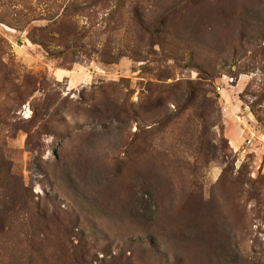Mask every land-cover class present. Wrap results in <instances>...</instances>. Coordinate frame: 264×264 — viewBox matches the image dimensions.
Listing matches in <instances>:
<instances>
[{
    "label": "rangeland",
    "instance_id": "rangeland-1",
    "mask_svg": "<svg viewBox=\"0 0 264 264\" xmlns=\"http://www.w3.org/2000/svg\"><path fill=\"white\" fill-rule=\"evenodd\" d=\"M81 261L264 264V0H0V264Z\"/></svg>",
    "mask_w": 264,
    "mask_h": 264
},
{
    "label": "trees",
    "instance_id": "trees-1",
    "mask_svg": "<svg viewBox=\"0 0 264 264\" xmlns=\"http://www.w3.org/2000/svg\"><path fill=\"white\" fill-rule=\"evenodd\" d=\"M38 31L44 34L43 40L39 41V45L41 46L45 45V43L49 44L51 42L50 40H53V41H61L62 46H64L66 50L77 48L76 46H73L76 40L74 42H71V40H67L61 37L63 32H65L61 29H56L53 26H47L46 28ZM73 36L76 37V32L73 34ZM80 264H84V262L81 261Z\"/></svg>",
    "mask_w": 264,
    "mask_h": 264
}]
</instances>
